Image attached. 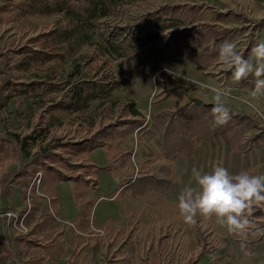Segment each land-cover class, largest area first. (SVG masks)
Here are the masks:
<instances>
[{
    "label": "rangeland",
    "instance_id": "1",
    "mask_svg": "<svg viewBox=\"0 0 264 264\" xmlns=\"http://www.w3.org/2000/svg\"><path fill=\"white\" fill-rule=\"evenodd\" d=\"M263 2L134 0L100 26L102 21L125 25L138 37L146 16L161 6L199 10L191 23L159 31L124 57L107 54L93 32L91 42L75 55L50 59L28 56L24 47L37 49L39 44L29 39L53 28L59 16H18V9L0 8V264H264V213H257L264 204L253 207L246 239L229 233L215 217L198 216L195 225H187L177 207L183 189L195 186L194 167L210 172L220 162L232 174H264V141H248L264 129V96L253 101L258 111L242 103L250 98L255 77L237 82L234 69L218 59L220 46L230 41L255 63L252 49L264 41ZM201 22L231 31L214 36L211 47L201 40L192 59L166 44L169 35ZM102 77L121 81L110 97L92 101L84 112L55 106L80 79ZM157 81L162 83L158 87ZM202 85L222 87L230 113L249 116L256 124L239 138L247 147L237 148L224 132L196 142L191 155L167 158L160 146L166 113L195 98L214 103ZM132 110L140 113L141 128L106 138L90 151L67 144L131 119ZM47 148L65 160L46 158L50 168L38 161L31 173L32 160ZM145 173L170 182L159 190L129 185ZM242 243L255 255L246 256Z\"/></svg>",
    "mask_w": 264,
    "mask_h": 264
},
{
    "label": "trees",
    "instance_id": "2",
    "mask_svg": "<svg viewBox=\"0 0 264 264\" xmlns=\"http://www.w3.org/2000/svg\"><path fill=\"white\" fill-rule=\"evenodd\" d=\"M134 0H2L0 8L18 9V16L42 14L59 16L56 25L46 32L39 33L31 37L29 42H37V49L24 47L28 56H40L43 58H68L76 54L83 46L91 42L90 34L95 33L99 38L101 48L113 57H124L139 49L145 43L155 38L159 31L180 27L192 22L194 13L199 10L197 6H184L179 4H169L161 6L154 13L148 14L145 21L138 30V37H133L127 33V26H111L107 22L100 21L109 16L120 13L121 7ZM190 15V16H188ZM183 16L187 18H183ZM147 27V30L144 29ZM202 31V32H201ZM230 28L218 30L217 26L209 23H196L189 28H183L180 35H169L166 40L168 46L173 47L178 53L191 57L197 56L194 53V46L201 40L207 42L206 46H213V38L217 36L223 38L229 35ZM211 42V43H210ZM192 44V45H191ZM25 50V51H26ZM192 59V58H191ZM121 81L99 78V79H80L70 87L64 94L63 99L57 101L55 106L66 112H84L89 104L94 100H103L111 96L114 89L120 85ZM160 86V81L156 82ZM29 86V83H22ZM133 103L128 104L132 107ZM212 107L203 103H186L170 112L166 113L164 128L161 133L160 146L162 153L167 158L176 155H191L195 148V143L207 141L220 133L226 132L229 140L235 146L242 149L246 146V139L243 144H239V138L247 128L256 126L249 116L231 114V119L222 126L214 123V116L211 112ZM133 117L118 122L110 123L102 129L95 131L91 136L77 143H67L80 151H90L96 146L103 145V141L112 139L115 134L126 135L134 130L141 128L142 119L137 116L140 113L132 110ZM119 126H124L120 132ZM123 133V134H122ZM264 141V129H259L258 134L248 138V141ZM59 144L55 142L53 148ZM46 158L53 162L55 160H65L59 153L47 148V151L36 156L32 160V172L39 161L41 164L51 167L46 163ZM26 167L21 169L25 173ZM63 178H68L65 174L58 171ZM169 179L145 173L134 178L130 184H139L152 190H159L167 187ZM257 210L262 211L264 207Z\"/></svg>",
    "mask_w": 264,
    "mask_h": 264
},
{
    "label": "clouds",
    "instance_id": "3",
    "mask_svg": "<svg viewBox=\"0 0 264 264\" xmlns=\"http://www.w3.org/2000/svg\"><path fill=\"white\" fill-rule=\"evenodd\" d=\"M171 30L165 31L167 35ZM255 63L250 62L237 50L234 42L225 41L219 49V62L233 70V79L237 82L255 77L254 88L249 99L242 100L253 111H258L253 101L264 96V41L258 42L252 49ZM213 94L211 112L217 126L225 125L230 119V109L225 103L228 93L222 87L202 85ZM195 186H188L178 196V212L187 225H195L197 217H215L218 224L229 233L247 238L253 228L251 220L254 206L264 204V174L253 175L246 170L232 174L220 162L212 166L210 172L192 169ZM246 256H254L247 250L246 243L241 244Z\"/></svg>",
    "mask_w": 264,
    "mask_h": 264
},
{
    "label": "water",
    "instance_id": "4",
    "mask_svg": "<svg viewBox=\"0 0 264 264\" xmlns=\"http://www.w3.org/2000/svg\"><path fill=\"white\" fill-rule=\"evenodd\" d=\"M193 101H194L195 103H197V104H199V103H203L204 105L209 106V107H213V104H214V103H212V102H202V100L197 99V98H195Z\"/></svg>",
    "mask_w": 264,
    "mask_h": 264
},
{
    "label": "crops",
    "instance_id": "5",
    "mask_svg": "<svg viewBox=\"0 0 264 264\" xmlns=\"http://www.w3.org/2000/svg\"><path fill=\"white\" fill-rule=\"evenodd\" d=\"M262 4H263V6H264V2H263Z\"/></svg>",
    "mask_w": 264,
    "mask_h": 264
}]
</instances>
